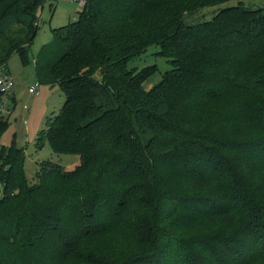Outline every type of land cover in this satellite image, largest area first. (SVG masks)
Segmentation results:
<instances>
[{
	"label": "trees",
	"instance_id": "trees-1",
	"mask_svg": "<svg viewBox=\"0 0 264 264\" xmlns=\"http://www.w3.org/2000/svg\"><path fill=\"white\" fill-rule=\"evenodd\" d=\"M44 1L0 0L5 67ZM223 1L86 0L53 29L35 69L64 101L36 146L80 162L31 183L0 152V264H264V5L182 20ZM152 44L172 67L146 89L157 67L128 62Z\"/></svg>",
	"mask_w": 264,
	"mask_h": 264
},
{
	"label": "rangeland",
	"instance_id": "rangeland-1",
	"mask_svg": "<svg viewBox=\"0 0 264 264\" xmlns=\"http://www.w3.org/2000/svg\"><path fill=\"white\" fill-rule=\"evenodd\" d=\"M238 3H242L247 8H256L263 6L264 0H225L200 7L193 12H187L183 15L182 20L186 24L208 20L220 9ZM81 9L82 6L78 0H45L37 10L36 31L26 47L29 63L22 64L17 52H12L7 59V68L14 81V98L7 100L10 112L3 113V120H6L7 123L0 133V152H6L11 145L22 148L25 174L31 183L36 182V172L44 160L59 163L65 170L72 169L80 162L78 154L56 153L47 142L41 148L36 146L38 131L44 127L47 116L58 112L64 101V93L57 84L41 83L36 75L35 67L40 56L43 57L45 53L56 47L53 29L76 19L78 11ZM13 28L16 26L13 25L9 30L11 31ZM13 33L14 30L8 35ZM159 49L157 44L149 45L144 52L128 62V67H135L137 70L148 65L157 67L155 72L143 80V86L146 89L159 81L162 73L172 67L169 58L161 55L158 52ZM56 54L57 52L54 56ZM34 83H36L37 92H28V86ZM23 105H27L28 108H23ZM24 119H26V123H24Z\"/></svg>",
	"mask_w": 264,
	"mask_h": 264
},
{
	"label": "built area",
	"instance_id": "built-area-1",
	"mask_svg": "<svg viewBox=\"0 0 264 264\" xmlns=\"http://www.w3.org/2000/svg\"><path fill=\"white\" fill-rule=\"evenodd\" d=\"M78 2L81 6H83L86 0H78ZM13 88H14V81L12 79L10 72L8 71V68L5 67L3 64H0V120L3 119L4 112L7 113L10 112L9 103L7 102V100L13 98L14 96ZM27 90L30 93H36L37 92L36 83L29 85ZM23 108L26 109L28 107L27 105H23ZM23 121L24 123H26V119H24Z\"/></svg>",
	"mask_w": 264,
	"mask_h": 264
},
{
	"label": "crops",
	"instance_id": "crops-1",
	"mask_svg": "<svg viewBox=\"0 0 264 264\" xmlns=\"http://www.w3.org/2000/svg\"><path fill=\"white\" fill-rule=\"evenodd\" d=\"M13 98H14V96H13Z\"/></svg>",
	"mask_w": 264,
	"mask_h": 264
}]
</instances>
